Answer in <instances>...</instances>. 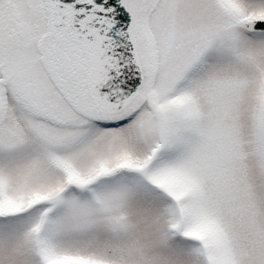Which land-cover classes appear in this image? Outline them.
<instances>
[{
	"label": "snow or ice",
	"instance_id": "1",
	"mask_svg": "<svg viewBox=\"0 0 264 264\" xmlns=\"http://www.w3.org/2000/svg\"><path fill=\"white\" fill-rule=\"evenodd\" d=\"M0 264H264V0H0Z\"/></svg>",
	"mask_w": 264,
	"mask_h": 264
}]
</instances>
